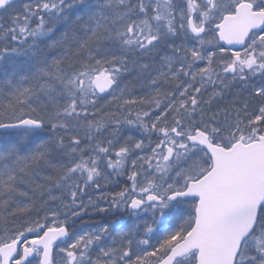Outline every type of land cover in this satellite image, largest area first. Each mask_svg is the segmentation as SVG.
Wrapping results in <instances>:
<instances>
[{
	"label": "snow or ice",
	"instance_id": "6c2138e0",
	"mask_svg": "<svg viewBox=\"0 0 264 264\" xmlns=\"http://www.w3.org/2000/svg\"><path fill=\"white\" fill-rule=\"evenodd\" d=\"M15 4L0 0V264H264V0ZM109 208L135 220L69 232Z\"/></svg>",
	"mask_w": 264,
	"mask_h": 264
},
{
	"label": "rangeland",
	"instance_id": "374dc122",
	"mask_svg": "<svg viewBox=\"0 0 264 264\" xmlns=\"http://www.w3.org/2000/svg\"><path fill=\"white\" fill-rule=\"evenodd\" d=\"M26 2V0H22L18 5L15 6L16 9H21L23 4ZM131 79V78H129ZM148 91H150V89H146V88H141L139 86H137L135 89H134V94L135 95H145ZM123 131V134L125 136H132L134 139L137 138V136H139L136 131H135V128H129L127 126H125V128L122 130ZM119 179H126L127 180V174L123 175V176H113L112 177V183H109L105 186V191L108 192V193H113V191L111 190V188L113 186L116 185V182L119 180ZM101 183H103V181H101ZM100 193L97 192L94 188H89L87 190V194L84 196V199L85 201H87L88 197L91 196L93 198L99 196ZM98 204H99V207L100 208H108L109 205H108V202L106 200H99L98 201ZM113 209L109 208V210L107 212H99V211H96V210H89L86 214H82L81 216L79 217H71L69 216L67 218V225L68 227L69 226H72L74 227V231L71 233L73 235H81L83 234L84 231H91L97 227H101L103 226L104 224H106V222H103V223H99V224H93V225H89L86 223H79L77 221H81L83 218L85 219H88V217H95V216H99L100 218H102L105 214L111 212ZM123 210V209H121ZM121 210H116V212L120 213L119 211ZM148 217L147 216H144V214H141V220L142 219H147ZM61 219H64L63 215L61 216ZM135 220V218L131 217L130 215H127V216H124L122 218H120V220H118L119 223L117 224H114V223H110L109 225H121V224H127V225H131L133 223V221ZM141 220H136L135 222L139 223L141 222ZM76 225V226H74ZM112 244V241L109 240L107 242V245H104V246H110Z\"/></svg>",
	"mask_w": 264,
	"mask_h": 264
},
{
	"label": "trees",
	"instance_id": "16d2710c",
	"mask_svg": "<svg viewBox=\"0 0 264 264\" xmlns=\"http://www.w3.org/2000/svg\"><path fill=\"white\" fill-rule=\"evenodd\" d=\"M4 16H5V19H7V14H4ZM135 131L140 136L139 131L137 129H135ZM139 136H137V138H139ZM44 138L46 139L47 137H44ZM145 139H146V142H147V138H145ZM152 139H155V137H152ZM116 183L117 184L111 188V190L113 192L121 190L126 185L127 180L126 179H124V180L123 179H119ZM119 212L120 213L116 212L115 209H113L111 212L105 214L102 218H100L99 216L88 217V219L83 218L81 221L79 220L77 222L79 223V225L82 222L86 223V225L87 224H89V225L99 224V223H103V222H106V224H110L111 222L114 223V224H117V223H119L118 220H120V218L124 217L128 213L125 210H121ZM74 226H76V225H74ZM68 228H69V232L70 233H72L74 231V227L69 226Z\"/></svg>",
	"mask_w": 264,
	"mask_h": 264
},
{
	"label": "water",
	"instance_id": "95a60500",
	"mask_svg": "<svg viewBox=\"0 0 264 264\" xmlns=\"http://www.w3.org/2000/svg\"><path fill=\"white\" fill-rule=\"evenodd\" d=\"M18 1H20V0H16V3H17Z\"/></svg>",
	"mask_w": 264,
	"mask_h": 264
}]
</instances>
